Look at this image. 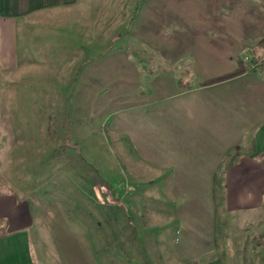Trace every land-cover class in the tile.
<instances>
[{
    "label": "crops",
    "instance_id": "1",
    "mask_svg": "<svg viewBox=\"0 0 264 264\" xmlns=\"http://www.w3.org/2000/svg\"><path fill=\"white\" fill-rule=\"evenodd\" d=\"M263 36L264 0H0V143L16 137L2 126L21 121L8 108L24 106L35 126L63 109L60 95L94 96L85 112H106L115 151L157 176L135 181L154 179L174 205L157 220L180 234L151 235L147 264H232L234 239L238 264H264V67L197 85L238 58L254 67ZM106 89L109 109L97 98ZM0 177V264H38L36 216ZM198 210L210 224L204 247L182 234Z\"/></svg>",
    "mask_w": 264,
    "mask_h": 264
},
{
    "label": "rangeland",
    "instance_id": "2",
    "mask_svg": "<svg viewBox=\"0 0 264 264\" xmlns=\"http://www.w3.org/2000/svg\"><path fill=\"white\" fill-rule=\"evenodd\" d=\"M59 43L60 50L67 49L66 42ZM88 48L81 46V51ZM59 97H63V109L57 102L59 109L35 126L34 120L31 125L29 120L22 121L24 113L28 114L24 106L15 113L14 107L8 108L5 117L22 122L15 127L11 120L1 128L16 137L0 143V173H4L0 175L21 188L36 216L33 249L37 263L147 264L144 242L151 235L166 234V241L171 242L168 236L180 234L178 224L157 220L173 213L174 205L154 179L135 181L157 176L146 171L135 156L115 151L121 142L110 134L106 112H85L84 106L92 105L96 97L75 90ZM115 97L109 89L97 95L108 103V109ZM192 214L196 221L182 234H199V245L204 247L200 234H208L209 218L199 210ZM261 230L264 234V222ZM232 241L231 262L238 264L235 246L239 240ZM259 241L263 242L262 236Z\"/></svg>",
    "mask_w": 264,
    "mask_h": 264
},
{
    "label": "trees",
    "instance_id": "3",
    "mask_svg": "<svg viewBox=\"0 0 264 264\" xmlns=\"http://www.w3.org/2000/svg\"><path fill=\"white\" fill-rule=\"evenodd\" d=\"M256 48H257L258 55L256 56L255 60L258 64H256L254 67L247 66L241 58H238L237 67L235 69L228 71L222 75L199 81L197 85L206 86V85L218 83L220 81L238 76L246 71L253 70L256 68V66L264 67V60L262 59V56L264 55V36L259 40ZM178 84H179V87L183 90L189 89L191 87L190 83L187 81H184L183 79H179Z\"/></svg>",
    "mask_w": 264,
    "mask_h": 264
}]
</instances>
